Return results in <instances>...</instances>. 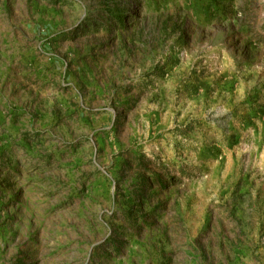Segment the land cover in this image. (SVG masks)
<instances>
[{
  "label": "rangeland",
  "instance_id": "1",
  "mask_svg": "<svg viewBox=\"0 0 264 264\" xmlns=\"http://www.w3.org/2000/svg\"><path fill=\"white\" fill-rule=\"evenodd\" d=\"M0 264H264V0H0Z\"/></svg>",
  "mask_w": 264,
  "mask_h": 264
}]
</instances>
